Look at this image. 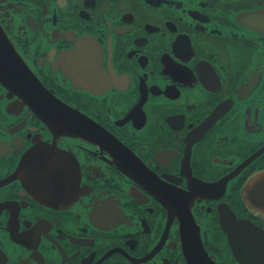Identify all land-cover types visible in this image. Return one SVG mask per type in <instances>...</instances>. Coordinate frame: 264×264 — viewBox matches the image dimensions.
Instances as JSON below:
<instances>
[{"label":"flooded vegetation","instance_id":"1","mask_svg":"<svg viewBox=\"0 0 264 264\" xmlns=\"http://www.w3.org/2000/svg\"><path fill=\"white\" fill-rule=\"evenodd\" d=\"M0 28V264H264V0H0Z\"/></svg>","mask_w":264,"mask_h":264},{"label":"water","instance_id":"2","mask_svg":"<svg viewBox=\"0 0 264 264\" xmlns=\"http://www.w3.org/2000/svg\"><path fill=\"white\" fill-rule=\"evenodd\" d=\"M14 57L16 56L13 53L12 46L8 42V38L6 37L3 30L0 28V68H3L5 66L6 61H14ZM3 60L5 62H3Z\"/></svg>","mask_w":264,"mask_h":264}]
</instances>
